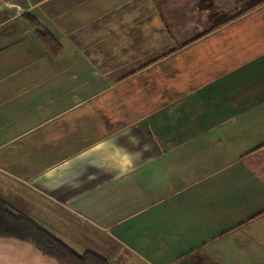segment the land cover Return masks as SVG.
I'll use <instances>...</instances> for the list:
<instances>
[{
	"label": "crops",
	"instance_id": "obj_1",
	"mask_svg": "<svg viewBox=\"0 0 264 264\" xmlns=\"http://www.w3.org/2000/svg\"><path fill=\"white\" fill-rule=\"evenodd\" d=\"M152 1L0 0V198L110 264H264V207L231 208L264 181V4L193 33Z\"/></svg>",
	"mask_w": 264,
	"mask_h": 264
},
{
	"label": "trees",
	"instance_id": "obj_2",
	"mask_svg": "<svg viewBox=\"0 0 264 264\" xmlns=\"http://www.w3.org/2000/svg\"><path fill=\"white\" fill-rule=\"evenodd\" d=\"M217 0H200L199 8L208 14V22L212 29L221 27L233 19L264 4V0H247V4L240 12L232 13L217 5ZM34 25L51 49H59L58 41L47 30H41L37 19L27 13L24 15ZM0 236L15 237L32 242L44 255L54 258L59 264H110L103 255L85 250L78 252L61 238L50 232L31 217L12 207L0 198Z\"/></svg>",
	"mask_w": 264,
	"mask_h": 264
},
{
	"label": "rangeland",
	"instance_id": "obj_3",
	"mask_svg": "<svg viewBox=\"0 0 264 264\" xmlns=\"http://www.w3.org/2000/svg\"><path fill=\"white\" fill-rule=\"evenodd\" d=\"M149 1L150 3L153 2L152 0ZM195 1L196 0H155V15L153 17H156L157 19L156 27L159 25L158 20L163 18L174 22L176 24V29L180 32H182V29L184 28H187V30L188 28H190V32L197 33L204 27H208L205 21L204 11L201 12L199 10H194V3L192 2ZM146 2L147 0H145V3H143V1L141 0L140 5V14L141 16L144 15L145 17L148 16V5ZM216 2L220 8H224L225 10H228L232 13L240 12V10H243L245 5L247 4V0H217ZM255 166L257 167L253 168L252 171L261 169V163L256 164ZM239 170L240 169H238L237 167V173ZM262 170H260V172ZM243 183L244 184H239L240 186L237 185L236 191L237 193L241 192L244 197L249 198L250 201L246 200L242 203L237 202L236 205L231 206L236 217H238L239 215V217H243L245 215L247 217V215L255 213L256 211L264 207V181L262 180V176L260 175V177L257 178V175L252 173V176L248 175ZM225 208L226 207L223 206L221 211L223 212V209ZM259 220L260 223H262V225L264 226V214L259 218ZM255 226L260 227V224ZM245 231L249 232L248 227H246L244 230L239 229L236 234L242 235L245 233ZM245 252L246 255H250L251 257L259 256L254 247L250 249V254H248V249H245ZM258 259L259 258H255L254 262L258 261Z\"/></svg>",
	"mask_w": 264,
	"mask_h": 264
}]
</instances>
